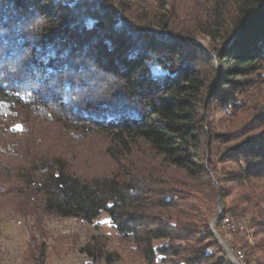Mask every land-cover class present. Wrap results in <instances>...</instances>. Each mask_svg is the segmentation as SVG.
<instances>
[{"label": "trees", "instance_id": "obj_1", "mask_svg": "<svg viewBox=\"0 0 264 264\" xmlns=\"http://www.w3.org/2000/svg\"><path fill=\"white\" fill-rule=\"evenodd\" d=\"M220 206L264 264V0H0V217L25 224L23 264H45L48 218L103 212L134 264H234ZM108 239L85 264L122 259Z\"/></svg>", "mask_w": 264, "mask_h": 264}, {"label": "rangeland", "instance_id": "obj_2", "mask_svg": "<svg viewBox=\"0 0 264 264\" xmlns=\"http://www.w3.org/2000/svg\"><path fill=\"white\" fill-rule=\"evenodd\" d=\"M202 42L205 43V41ZM244 220L249 221L247 218H244L242 221ZM234 222L236 223V221ZM237 223H241V221ZM248 226L249 233H246L247 231L243 233L240 231L239 233L244 240L253 244L254 239L251 233L254 232V229L250 227L249 222ZM0 227L2 228L0 230V245L3 247L0 256L7 262H10V264H23L22 255L28 238L24 222L18 220L11 212L6 211L0 217ZM46 227L48 232L44 238L47 244L45 264H85L87 258L82 254L80 247L88 236L96 232L108 236L107 245L109 249L116 250L123 255L121 260L113 264H134L131 253L132 249L130 248L131 244L123 242L112 226L110 217L106 212H103L94 223H82L73 218H48ZM226 227L223 226L224 235H221L224 240L228 244L236 241V245L243 249L244 241L236 239L234 233L229 234V229ZM231 249L235 256V250L233 248ZM244 259L243 261L237 260L241 264H244Z\"/></svg>", "mask_w": 264, "mask_h": 264}, {"label": "bare ground", "instance_id": "obj_3", "mask_svg": "<svg viewBox=\"0 0 264 264\" xmlns=\"http://www.w3.org/2000/svg\"><path fill=\"white\" fill-rule=\"evenodd\" d=\"M248 222L247 220H244V221H241V223H235L232 219H229V218H226V222L224 221V225L223 226H227L228 229H229V234H233V233H239L240 231L243 233V232H246V233H249L248 232ZM226 227V228H227ZM251 230V229H250ZM253 235V232L251 233ZM238 251H239V258L243 261L244 259V253H243V250L238 247L237 248Z\"/></svg>", "mask_w": 264, "mask_h": 264}, {"label": "water", "instance_id": "obj_4", "mask_svg": "<svg viewBox=\"0 0 264 264\" xmlns=\"http://www.w3.org/2000/svg\"><path fill=\"white\" fill-rule=\"evenodd\" d=\"M222 214V207L220 206L219 207V213L218 215L216 216V218L211 222V227H212V230L214 232V234L216 235V237L218 238V240L221 242V244L224 246L227 254H228V257L231 259V261L234 263V264H241L237 259L236 257L234 256L233 252H232V249L230 248L229 244L224 240V238L221 236V234L215 229V224L217 222V220L219 219V217L221 216Z\"/></svg>", "mask_w": 264, "mask_h": 264}, {"label": "built area", "instance_id": "obj_5", "mask_svg": "<svg viewBox=\"0 0 264 264\" xmlns=\"http://www.w3.org/2000/svg\"><path fill=\"white\" fill-rule=\"evenodd\" d=\"M225 222H226V219H225ZM235 256H236V258H237L239 261H242V260L239 258V251H238L237 248L235 249Z\"/></svg>", "mask_w": 264, "mask_h": 264}]
</instances>
